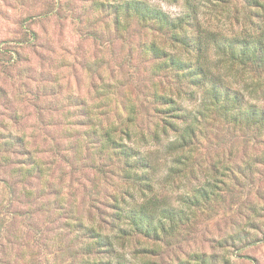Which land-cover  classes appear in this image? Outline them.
I'll return each instance as SVG.
<instances>
[{"label": "rangeland", "instance_id": "rangeland-1", "mask_svg": "<svg viewBox=\"0 0 264 264\" xmlns=\"http://www.w3.org/2000/svg\"><path fill=\"white\" fill-rule=\"evenodd\" d=\"M146 1L171 14L184 11L182 0ZM246 1L197 0L198 19L224 32L244 27L254 18ZM93 2L0 0V264H264V127L228 125L206 113L208 120L195 121L192 161L174 169L165 147L174 132L158 143L149 135L160 116L150 92L164 91L196 113L205 88L171 71L155 73L139 49L151 31L128 18L118 32L111 12ZM207 59L220 61L212 50ZM215 68L247 104L264 108V69ZM128 103L136 105L135 119L127 118ZM126 128L131 137L123 140L137 153L154 150L147 190L123 175L122 159L97 150L101 131L121 139ZM214 161L229 167L221 197L205 210L194 206L193 219L175 229L127 231L112 239L109 254L88 249L76 234L79 220L115 237L127 223L114 213L118 202L151 200L187 214L183 195L207 179L213 184Z\"/></svg>", "mask_w": 264, "mask_h": 264}, {"label": "trees", "instance_id": "trees-1", "mask_svg": "<svg viewBox=\"0 0 264 264\" xmlns=\"http://www.w3.org/2000/svg\"><path fill=\"white\" fill-rule=\"evenodd\" d=\"M93 1L97 7L107 10V13L111 12L114 27L118 32L127 28L128 18L135 20L139 27H146L151 31L148 40L139 42V49L150 60L149 62H154L152 69L155 73L171 71L178 81L184 79L193 87L205 88L201 107L196 113L177 105L175 98L164 91L154 89L150 92L154 102L159 105L155 110H158L160 116L149 135L151 139H155V142L158 140V143L161 139L159 137L165 134L166 130L174 132L173 139L169 140L165 146L167 151L173 152L174 169L188 167L192 161L190 160L192 150L199 142L200 134L195 121L198 118L208 120L206 113H214L215 117L222 119L228 125L255 126L258 130L264 127V108L258 109L253 104H247L243 92L231 87L224 75L215 68L222 63L228 70L238 65L253 71L264 69L263 2L247 0L246 3L250 6L247 10L254 15V18L245 20L247 24L244 27L235 29L231 27L228 32H224L222 29L211 27L209 23L203 24L198 19L197 0H182L184 11L178 14L163 11L146 0H112L107 3ZM166 1L177 2L178 0ZM224 1L229 2V0ZM240 9L242 8L236 7L235 14L233 13L232 20L236 23L240 21L238 15ZM76 18L79 17L76 16ZM209 50H212L217 60L221 62L218 61L216 64L217 61L208 60ZM190 94L194 96V91H190ZM135 106V103H128L126 106L128 120L132 114L133 119L137 117ZM212 120L217 121V119ZM128 129L122 130L121 139L114 138L112 130L101 131L99 145H96L97 150L110 151L117 158L122 159L123 175L147 190L151 187L152 176L149 174L155 162V157L152 155L154 150H151L148 156H144L132 149L129 143L123 140L124 135L127 138L131 137ZM211 164L214 170L213 184L211 179H207L201 185L193 186L191 192L182 197L181 202L186 205L184 207L187 214L185 210L182 211L174 206L152 205L151 200H143L131 207H121L118 202L114 204L118 210H114V213L116 217L118 216L117 219L122 215V219L119 220H126L127 223L117 227L118 232L115 237L110 233L102 234L95 225L84 224L79 220L74 225L76 234H83L87 238L85 244L88 249L94 247L96 252L109 254L112 252V247L114 248L112 239L120 237L127 231L159 235L166 231V227L175 229L179 223L193 219L195 215L194 213L191 215L190 212L193 211L194 206L205 210L207 203L212 206V202L221 197L219 183L224 182L221 177L226 176L229 167L220 166L216 161ZM170 168L173 169L172 165ZM137 169L142 173L138 174ZM167 223L169 225H166ZM97 262L109 264L110 261L98 259ZM92 263H94L92 260H87V264Z\"/></svg>", "mask_w": 264, "mask_h": 264}]
</instances>
